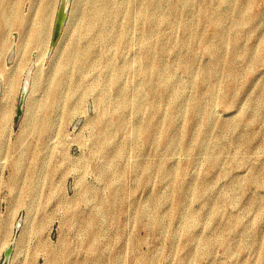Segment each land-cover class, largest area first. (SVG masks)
<instances>
[{"label": "rangeland", "instance_id": "1", "mask_svg": "<svg viewBox=\"0 0 264 264\" xmlns=\"http://www.w3.org/2000/svg\"><path fill=\"white\" fill-rule=\"evenodd\" d=\"M37 2L0 33V264H264V0H69L55 44Z\"/></svg>", "mask_w": 264, "mask_h": 264}, {"label": "bare ground", "instance_id": "2", "mask_svg": "<svg viewBox=\"0 0 264 264\" xmlns=\"http://www.w3.org/2000/svg\"><path fill=\"white\" fill-rule=\"evenodd\" d=\"M25 0H2L0 2V33H4L3 30H5V26H14L20 31H26L25 28H23L22 24L24 20L26 19V15L20 13L21 6ZM26 1H35V0H26ZM38 6L36 8H33V10L29 11V14L27 13V18H30L31 14H37L38 15V25L34 28L29 30L30 33L27 35L28 39H42L43 36V30H44V24L48 21L50 17L57 19L56 10L60 5H65L68 0H38ZM136 1V0H135ZM9 2L11 4V9L9 10L6 6V3ZM34 7V6H33ZM59 10V9H58ZM34 19V18H33ZM56 23V22H55ZM60 38V37H59ZM58 38V40H59ZM57 40V41H58ZM27 44V42H26ZM79 44L73 43L71 47V52L69 54V59L66 62H63L59 65V71L58 73L63 74L68 68V64L72 61H78L80 58L84 57L81 56L79 53ZM0 75L3 78H7V73L5 69H2L0 66ZM62 76V75H61ZM28 78V77H27ZM26 78V79H27ZM14 79V78H13ZM8 84L12 85L14 82L11 81V77L8 79ZM13 82V83H12ZM26 86V84H25ZM26 87H24L25 89ZM7 92V90H6ZM7 249V248H6ZM5 252V251H4ZM4 255V254H3Z\"/></svg>", "mask_w": 264, "mask_h": 264}, {"label": "water", "instance_id": "3", "mask_svg": "<svg viewBox=\"0 0 264 264\" xmlns=\"http://www.w3.org/2000/svg\"><path fill=\"white\" fill-rule=\"evenodd\" d=\"M68 2H69V0H68ZM68 2L65 5H60V8L58 10L57 19H56L55 28H54V33H53V38H52V44H55L57 42L58 38L60 37V35L62 33L64 23H65V19H66ZM22 103H23V99L21 100V104ZM20 111L21 110H19L18 113H20ZM12 252H13V247L9 246L4 252V261L1 264H9V259L12 255Z\"/></svg>", "mask_w": 264, "mask_h": 264}]
</instances>
